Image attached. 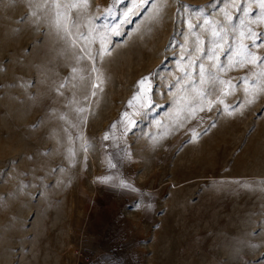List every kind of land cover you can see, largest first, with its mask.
<instances>
[{"label":"rangeland","instance_id":"rangeland-1","mask_svg":"<svg viewBox=\"0 0 264 264\" xmlns=\"http://www.w3.org/2000/svg\"><path fill=\"white\" fill-rule=\"evenodd\" d=\"M77 247L264 264V0H0V264Z\"/></svg>","mask_w":264,"mask_h":264},{"label":"built area","instance_id":"built-area-1","mask_svg":"<svg viewBox=\"0 0 264 264\" xmlns=\"http://www.w3.org/2000/svg\"><path fill=\"white\" fill-rule=\"evenodd\" d=\"M75 253H77L75 264H77V261H80V263L93 264L94 257H91L89 254L81 253L80 247H77Z\"/></svg>","mask_w":264,"mask_h":264},{"label":"crops","instance_id":"crops-1","mask_svg":"<svg viewBox=\"0 0 264 264\" xmlns=\"http://www.w3.org/2000/svg\"><path fill=\"white\" fill-rule=\"evenodd\" d=\"M94 255H96V256H94V259L97 261L98 264H117L115 262L114 258L108 259V256H105L104 253L103 254L94 253Z\"/></svg>","mask_w":264,"mask_h":264},{"label":"snow or ice","instance_id":"snow-or-ice-1","mask_svg":"<svg viewBox=\"0 0 264 264\" xmlns=\"http://www.w3.org/2000/svg\"><path fill=\"white\" fill-rule=\"evenodd\" d=\"M144 83V81H141V84H143Z\"/></svg>","mask_w":264,"mask_h":264}]
</instances>
